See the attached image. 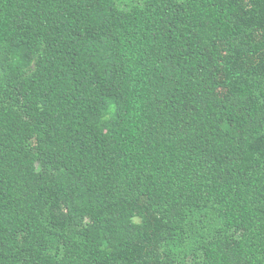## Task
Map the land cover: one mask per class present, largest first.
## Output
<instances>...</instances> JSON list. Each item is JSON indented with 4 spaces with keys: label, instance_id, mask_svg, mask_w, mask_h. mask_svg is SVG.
<instances>
[{
    "label": "trees",
    "instance_id": "1",
    "mask_svg": "<svg viewBox=\"0 0 264 264\" xmlns=\"http://www.w3.org/2000/svg\"><path fill=\"white\" fill-rule=\"evenodd\" d=\"M0 264H264V0H0Z\"/></svg>",
    "mask_w": 264,
    "mask_h": 264
}]
</instances>
